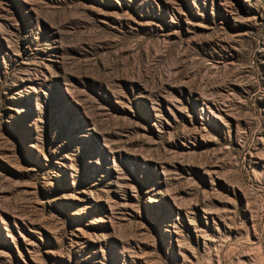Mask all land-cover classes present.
I'll use <instances>...</instances> for the list:
<instances>
[{
	"label": "rangeland",
	"instance_id": "1",
	"mask_svg": "<svg viewBox=\"0 0 264 264\" xmlns=\"http://www.w3.org/2000/svg\"><path fill=\"white\" fill-rule=\"evenodd\" d=\"M0 264H264V0H0Z\"/></svg>",
	"mask_w": 264,
	"mask_h": 264
}]
</instances>
